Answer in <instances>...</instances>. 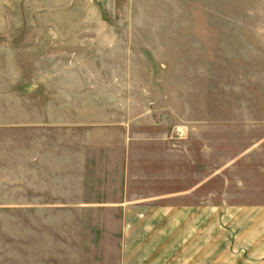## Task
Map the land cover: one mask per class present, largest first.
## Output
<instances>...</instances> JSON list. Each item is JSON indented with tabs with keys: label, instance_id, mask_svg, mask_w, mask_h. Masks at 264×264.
Instances as JSON below:
<instances>
[{
	"label": "crops",
	"instance_id": "1",
	"mask_svg": "<svg viewBox=\"0 0 264 264\" xmlns=\"http://www.w3.org/2000/svg\"><path fill=\"white\" fill-rule=\"evenodd\" d=\"M88 1L112 9L125 0ZM187 2L126 0L161 15L148 24L181 23L171 12ZM135 39L105 31L35 35L42 59L34 83L21 88L17 115L6 108L0 114V215L22 218V251L36 257L71 248L115 251L112 264H264V168L259 182L245 176L242 195L205 203L203 132L183 122L173 137L151 103L130 90L123 66L112 62ZM174 159L178 205L163 183L171 180ZM92 223L119 234L117 244H54L63 226L85 231Z\"/></svg>",
	"mask_w": 264,
	"mask_h": 264
},
{
	"label": "rangeland",
	"instance_id": "2",
	"mask_svg": "<svg viewBox=\"0 0 264 264\" xmlns=\"http://www.w3.org/2000/svg\"><path fill=\"white\" fill-rule=\"evenodd\" d=\"M186 5L171 12L177 17L171 20L181 23L148 24L158 14L132 8L126 0L112 9L88 0H0V114L6 108L17 115L21 88L34 83L35 66L42 59L32 46L37 33L130 34L136 38L128 42L131 51L112 62L123 66L130 90L141 103H151L156 119L165 121L173 137L179 138L183 122L192 131L203 132L205 203H227L229 194L242 195L245 176L259 182L258 171L264 168V0H188ZM20 66L27 71L21 73ZM178 148L176 143L173 158L178 157ZM245 155L252 164H243ZM230 162L235 164L229 167ZM178 165L174 159L171 180L163 182L164 192L170 186L176 205ZM100 219L92 222L99 224ZM97 224L86 225L85 231L63 226L64 232L54 235V244L61 240L76 246L79 241L117 244L119 234L103 233ZM22 225L19 215H0V264L115 260V251L71 248L36 257L32 255L36 252L22 251L21 244H26Z\"/></svg>",
	"mask_w": 264,
	"mask_h": 264
}]
</instances>
